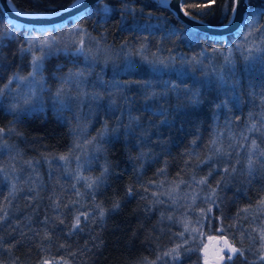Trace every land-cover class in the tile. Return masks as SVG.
<instances>
[{
	"label": "trees",
	"instance_id": "16d2710c",
	"mask_svg": "<svg viewBox=\"0 0 264 264\" xmlns=\"http://www.w3.org/2000/svg\"><path fill=\"white\" fill-rule=\"evenodd\" d=\"M12 1L18 9L32 13L59 9L72 2V0ZM197 2H203V0H188L189 4ZM103 3L114 9L110 15L104 16L97 11L96 7H92L90 11L93 14H89L87 9L77 19L81 28L88 34L84 37L85 47L92 48V55L96 57V62L93 64L91 61H86L83 56L77 59L70 53H60L49 57L44 62L42 72L47 86H49V78L59 80L68 73L69 69L75 71L77 68L87 73L85 76L88 77L86 84H92L99 78L106 84L115 82L122 85L119 89H110V92L113 90L111 100L115 101L114 107H110L109 94L104 93L101 101L102 107L82 103L83 112H72L70 117L62 115L59 108L47 103L42 104V107H36L30 112L20 113L19 116H16L10 113L3 101L0 100V114L10 118L9 122L0 123V128L14 127L16 129L15 132L7 134L5 142L9 144L11 150H18L22 156L34 163L33 173L36 177L34 184L30 187L33 190L29 191V188L22 197L20 196L22 200L25 197L29 199V205L23 212L12 213L3 209L0 211V215L7 213V218L0 223V264H13L14 261L15 264H41V261L45 259L50 264H65V262L66 264H138L145 257L150 261L155 260L157 246H159V252L162 253L181 242L178 233L183 231V226L178 221L182 218L185 207L192 203L185 199L177 201L176 205L171 206L173 211H165L166 216L173 215L177 222L166 219L161 222L159 211H153L147 215L143 212L142 206L147 201L142 200L141 197L147 196L151 199L152 193L156 192L160 199L166 201L164 205L159 206L161 209H166L171 205L168 196L161 195L163 189L157 188L156 185L165 181L173 182L171 185L176 186L180 179H173L169 177L170 174L176 169H184L183 167L187 165L189 160H195V164H197L212 155V153L207 155L203 151L198 152L199 147H201L202 142L205 144L210 139L213 130L220 131L221 126L224 125L221 120L224 114H231V111L237 110L234 96L243 98L244 103L239 111L242 118H245L244 120H247L246 116L250 115L251 109H254V115L259 109L264 108V104H262L264 101V65L260 68V61L255 60L252 65L255 68H251V74L248 75L249 68L243 56L239 51H235L233 54L234 72L233 70L229 71V67L226 66L228 69L226 83L230 86L228 93L223 94L222 85L217 79L220 76L219 64V67L217 66L212 74L213 84L216 85L215 92L209 90V93H201V98H205L206 95L208 100L202 110L196 105L194 108L183 107L177 111V105L183 104V91L179 93L180 100L177 99V93L171 92L169 98L166 99L159 97L155 100L149 99L148 103L141 109L139 99L144 94L143 91L142 93L139 92L141 89L138 86L144 80H149V78L155 80L154 77L156 76L164 77L179 85L181 89L185 86L195 88L198 84L193 81L192 73H202V67L200 64H182L181 58L190 60L194 56L198 57V54L203 50L209 51L213 46L217 48V51L211 53V56L215 55L220 60L221 56L218 49L224 46L221 41L211 39L181 23L169 10L162 8L158 4L159 1L131 0V6L135 8L136 14L123 17L120 13V0H103ZM222 4L223 0H217L211 9L206 10L212 14L201 18L214 24H221L223 20ZM251 4L257 13L264 10V0H251ZM102 6L100 5V7ZM188 10L193 13L200 11L196 8H189ZM257 19L260 24H264V16H258ZM70 22L67 24L70 25ZM8 27L6 16L0 9V29L6 30ZM14 35V40L7 39L3 46H0V71L6 69L10 75L16 73L22 64V60H25L27 56L19 50L20 45L24 42L23 33L15 31ZM232 36L227 37L229 44H231ZM90 38L91 44L89 43ZM96 40L100 41V48L105 51H96ZM122 45H126V47L122 49ZM140 48L151 53L156 52L161 59L166 61L170 56L175 57V63L171 68L160 73H153L142 65V71L139 68L126 71L120 68L118 63H115V57L120 59L121 56L129 53L135 57V50ZM5 54L9 62L6 66L1 61V55ZM106 60L107 62H105ZM74 61L76 62L74 63ZM27 63L25 62V64ZM184 70H187L188 73H185ZM248 78L249 80L246 81ZM122 97H126L127 102ZM253 100H255L254 103L251 102ZM223 101L227 102L226 106L219 108L215 106ZM249 103H252L251 106L248 105ZM145 108L148 110L146 111ZM161 109L168 113L167 124L161 123L165 119L163 116L157 115L154 116L157 118L151 119V115ZM129 110L133 116L143 114L142 117L140 116L141 123L148 129V139L150 140V143L143 147V151L148 153V156L142 160L135 159L141 148L136 146L137 142H129L131 138H126L123 135L120 136L119 140L105 143L103 146L105 151L103 152L94 150L95 142L89 144L88 155H84L85 161L89 163L88 166L94 165L93 167L96 169L92 171L94 176H99L105 158L114 165L112 170L114 174L110 175L107 184L96 192L95 202H103L104 207L108 208L111 207L114 199H118L121 207L106 217L102 228L97 224L85 222L81 216V227L85 230L70 235L73 217L81 211L91 213L94 201L91 193L84 194L81 200L77 199L76 192L78 189L71 186L67 179H64L63 183H55L54 180L56 179L50 174L46 162L49 159L54 160L52 159L54 155L67 154L70 148H74L75 143H83V134L90 135L92 138L97 136L103 127L108 112L112 116V122L108 124L110 128L116 126L117 120L120 118L123 119L124 123H127ZM63 112L70 111L64 109ZM20 117L23 119L22 121L15 120ZM81 117H83L82 120H73ZM76 122L83 123L80 129ZM23 124L25 129L21 127ZM155 138L159 140L158 152L152 149L151 141ZM193 140L196 141L194 145L192 144ZM186 152L193 153V155H186ZM45 157L48 159L46 160ZM1 166L6 165L2 163ZM220 168L222 166L213 167L215 171H219ZM160 169H165L164 175H158ZM204 171L202 170L200 174H206ZM182 179L186 183L181 184V187H187L190 183L194 185L189 176ZM69 180L72 181L70 178ZM129 186L133 188L134 195L132 197H128L126 194ZM153 186L154 191L150 189ZM220 186L221 183L219 182L218 188ZM201 189L206 190V185L205 187L202 185ZM236 190L234 189L228 194L234 197L232 200L233 208L228 211V214L223 213L225 211H223V207L227 205L224 200L216 199L213 217L210 220H203V231L207 235L203 234L202 238L205 239L214 234L219 223L222 222L228 234L227 237L235 242L237 247L245 249V256L251 262L259 254L257 252L260 244L259 239L253 243L248 239L250 233H245L244 242L240 244V233L229 226L236 223L241 229L239 219L244 218L241 209L248 208L251 209L248 217L250 214L256 217L254 224L256 228L258 215L255 214V209L258 198L264 196V192L259 189L256 182L251 183L247 193L251 194L254 191L253 196H251L253 200L249 204H244L238 199L241 196L234 195L238 193ZM0 193L5 198L8 196L19 197L21 194L12 191L6 193L4 186H0ZM49 197H59L60 208L58 213L51 206L52 200ZM203 198L205 197L201 198L202 201L198 198L194 202L188 218L196 220L201 217V211H197V208L204 209L206 212L207 204H204L205 199ZM209 203L211 204V202ZM66 204L68 207H64ZM181 205L185 207H181ZM217 205L219 206L217 207ZM237 213L240 215L237 216ZM46 215L54 222H50L45 227L39 222L43 221ZM28 218H31V223H29ZM61 218H64L63 224L60 223ZM253 220L251 217V221ZM16 225H20V227L16 228ZM252 230L251 224V236L256 237L257 233ZM21 231L24 235H21ZM36 231L40 232L39 236L35 235ZM45 231L51 233V240L44 238ZM92 235H98L99 239L103 241L98 249L92 247ZM234 237L235 240L233 241ZM185 238L188 239V244L185 247L191 248L192 251L182 255L180 264H201L199 255L202 248L201 236L198 240L193 241L185 233ZM85 242L88 243V248L91 251H83ZM249 248L251 251H248ZM158 264H164V261H160ZM232 264H244V261L238 256Z\"/></svg>",
	"mask_w": 264,
	"mask_h": 264
},
{
	"label": "snow or ice",
	"instance_id": "6c2138e0",
	"mask_svg": "<svg viewBox=\"0 0 264 264\" xmlns=\"http://www.w3.org/2000/svg\"><path fill=\"white\" fill-rule=\"evenodd\" d=\"M176 4L178 5V13H183V16L188 17L189 19L196 20L198 16H208L212 13L210 11H206L212 8L213 5L216 4L217 0H203V2H197L193 4H189L188 0H175ZM85 3V0H72L69 7L64 9V11H68L72 8H78L82 4ZM121 8L120 13L121 16L125 15H135L136 10L134 7L131 6V0H120ZM172 0H159V4L162 8H167L171 5ZM100 5H103L100 7ZM92 7H96L97 11L102 13L104 16L110 15V13L114 10L110 5L103 3V0H95V5L89 6V14H93L90 9ZM189 8H196L200 11L198 12H190ZM243 8V11H241V23L240 28L242 31L239 32V37H242V39H239L238 42L233 44L231 47L226 48L225 51L220 52L219 55L223 58L224 64L229 67V71H231L234 67V60H233V54L235 51H239L240 54L243 56L245 60H252V59H259L262 62H264V24H260L259 20L257 19L258 16H264V10H261L259 13L253 9V6L251 4V0H223L222 4V14H223V20L221 22V26L225 29L230 28L234 23H236V15L238 9ZM21 15L23 16H32V12H22ZM151 15V13H149ZM247 17V18H245ZM223 21H227V23H223ZM203 22V21H200ZM7 24L9 27L6 30L0 29V46H3V43L7 39H15V31H20L21 29L24 30V35L26 37L25 43L21 44L19 47V50L22 54H28L30 55L31 59L29 61V66L31 68V71L28 73V76L22 77L19 73H13V75L9 78L8 82L3 86L0 87V99H3L6 95L10 96L14 103L9 105L8 111L16 116H19V114L25 110V106L31 104V96L34 95V93L31 91V87L29 88V91L27 93H21L19 91L20 84L24 83L25 81H29L31 84H37L40 83L36 80V77L39 75L41 77V80L43 79V72L42 68L44 65V62L51 56L64 53V54H71L75 56L77 59L79 57L83 56L86 61H91V63L96 62V57L92 55V48L85 47V41L84 37L88 35L84 29L80 28L79 24L77 23L76 28L69 30V36L71 37L69 40H63L60 38H57L55 35H44L45 32H53L58 31L59 29H43L39 30L40 35L34 36L32 35L33 32H37L38 30L35 28H31L27 25L18 24L15 23L12 20L7 21ZM174 34V33H173ZM40 36L43 38L41 39ZM79 37V40L75 37ZM89 43L91 44V38L89 40ZM227 43V42H226ZM96 45V51L101 52L105 51L104 49L100 48V41H95ZM126 47V45H122L121 48L123 49ZM217 51V50H213ZM144 52L143 48L136 49L135 54L140 55L141 59L149 64L150 69L153 73H160L165 71V69H169L173 66L175 63V57H169L168 60L164 59H151L147 56L142 55ZM154 55V54H153ZM132 53H129L126 57V67L128 69H132L135 67L134 62L131 59ZM204 53L201 52L199 57H192L190 60H185L183 57L181 58V63H191V64H199L201 63L200 57H203ZM76 61H74L75 63ZM107 62V60L105 61ZM218 81L221 84H225V75L221 74L218 76ZM61 80V87L58 88L53 96V99L55 103L60 105V108H70L71 101L73 97L66 95L65 89L63 87L64 84H75L76 85V96L75 101L77 104L82 103H89L90 105L95 104L97 107H102L101 101L103 100L104 93H108L110 100L109 104L110 107L115 106V101L111 100V92L110 89H119L122 87V85H119L115 82H112L111 84H106L103 80L97 79V83L95 85H92V90L88 91L85 90L83 85L86 83V77H85V71L77 68L75 71L72 69H69L68 73L60 78ZM13 82H17V91L15 92V95H13V89L11 88V85ZM97 85L99 88H101L103 91H96ZM157 87H161V91H157ZM142 89L144 95L148 99L155 100L156 98H164L166 99L168 97V94L171 92L177 93V99L180 100L181 97L179 93L183 91V104H178L176 110L179 111L183 107H195L196 105H199L201 103V93L199 89L192 88L185 86L183 89L177 84H175L172 81H166L163 83V85H154L149 80H144L142 83ZM63 97V98H62ZM125 99V102H127L126 97H122ZM227 102L223 101L220 104H216L215 106L217 108L226 106ZM147 111L148 109L145 108ZM91 111V109H90ZM123 115V114H122ZM153 115L163 116L165 117L164 120L161 121V123L167 124V115L168 113L166 110L161 109L159 112L153 113ZM121 129L123 130L121 132ZM16 129L14 127H9L7 129L0 128V142L2 143L3 147H7V144L5 142L6 136L8 133L15 132ZM249 133L252 132H264V119H261L258 122H252L250 127L247 129ZM123 135L126 138H131L129 142H137L136 146L141 148V151L138 153V155L135 157L137 160H142L146 156H148V153L143 151V147L148 145L150 143V140L148 139V129L144 127V125L141 123V117L140 116H133L131 114V111L128 112V122L124 123L123 119L120 118L117 120L116 126L109 127L107 122H104L103 127L100 132L97 133V136L93 137L92 140H89L88 143L92 144L95 142L96 147L95 151L97 152H103L104 144L105 143H111L115 140H119L120 136ZM244 139L247 141L249 140V137L247 135L244 136ZM196 143L195 140L192 141V144L194 145ZM210 144L213 146L214 154L216 155H230V153H225L223 151L222 145L218 146V142L216 139H213L210 141ZM81 145L77 143L75 145V148H80ZM75 148H70L68 153L65 155H59V156H53L52 159L54 160H61L67 162L70 157H72V153L74 152ZM186 155L192 156L193 153L186 152ZM47 160L48 158L45 157ZM76 160H79V157H75ZM212 160L211 156H208L206 159L201 161V163H205L209 165L210 171L208 172V176H211L213 174V171L215 169L211 168L210 161ZM31 163V162H29ZM187 163V162H186ZM239 163V161H237ZM264 168V150L260 149L259 144L257 143L256 138H252L249 144V152L247 157V163H246V171L247 175L250 178H255L256 173L258 172V167ZM114 165L110 161L105 158L104 164L101 166V171L99 176L96 177H85L84 175L77 173L75 176V179L77 182L84 181L85 186L87 189L91 190L92 199L94 201L93 210L91 213L81 211L79 214L75 215L73 217V222L70 225V231L69 234H74L78 232H82L85 229L81 227V216H83L84 221L88 223L97 224L101 228L103 227L106 217L110 214L115 213L118 211L121 207V203L118 199H114L112 201L111 207L105 208L103 205V202H95V195L96 192H98L102 187H104L107 184V179L110 175L113 173ZM13 171H15V168L13 167ZM224 173H229L228 168L223 169ZM4 169L3 167H0V173H3ZM232 173L236 172V168L233 166L231 169ZM165 169H160L158 172V175H164ZM5 179H10L9 177H5ZM17 180H19V177H17ZM192 180L194 182L195 187H199L200 185H206L211 190L208 193V195L205 197V202H211L216 203L217 193L215 188H211L210 185H208V178L207 176L197 180L195 176L192 177ZM163 181H161L159 184H157V188H163ZM186 182L181 179L179 181V184L176 185V188H179L180 184H185ZM219 186V182L217 183V187ZM75 187V185H73ZM17 184L11 183V191L14 193L16 192ZM33 189H29V191H32ZM147 191V189H145ZM128 197H132L134 195L133 188L129 186L127 188L126 192ZM167 195L169 198V201L171 202V205L166 209H161L159 206L164 205L166 201L159 198L156 192L152 193V198L150 199L147 196H142L141 199L147 201L142 206L143 212L147 215L152 213L153 211H159L160 212V220L161 222L163 220H168L171 222H177L176 218L173 215H165V211L171 212L173 211V207L177 204V199L175 196L172 195V191H169L168 193H161V195ZM76 195L79 196V191L76 192ZM197 197L194 195L192 196V204L187 205L186 207L184 205H181V207H185V212L182 215V218L178 221L183 226V231L178 233V235L181 238L180 243H176L174 247H171L167 249L166 251H163L162 253L159 252V246H157V255L155 260H148L147 257H145L142 261L138 262V264H158L160 261H164V264H180L182 255L187 254L188 252L192 251L191 248L185 247V245L188 244V239L185 238V233L188 234V237L196 241L200 238L201 235H203V220L204 219H211V216L209 215L211 213V208L207 210V213H205L204 209H201V217L196 220H191L188 218L189 211L192 208V205L195 202V199ZM50 200H52V207L53 209L58 213V210L60 208V202L59 197H49ZM78 202V201H77ZM219 205H217L218 207ZM64 207H68V205H64ZM257 210L261 213H264V196H261L258 198V204H257ZM241 212L245 214L244 218L247 219L249 209H241ZM240 213H237V216H239ZM7 218V213L5 212L3 215H0V223H2ZM29 219V223H31V218ZM253 219L255 220L256 217L254 216ZM54 222L52 221L47 215L44 217L43 221H40L39 223H42L45 225V227L50 223ZM60 223H64V218L60 219ZM264 223V221H262ZM87 226V224H86ZM20 225H16V228H19ZM229 227L235 228L237 225L233 223ZM15 230V229H13ZM31 230V228H29ZM253 232L257 233L256 237L248 235V239H250L253 243H255L256 239H259L260 244L257 249L258 255L255 256V259L251 262L248 261V258L245 256V249L243 247H237L235 242L229 241L227 239V232L225 230V227L223 226V223L221 222V227L217 229V234L222 235L223 242L222 246L218 248V250L215 252L214 255L211 257L209 256L207 252V245H203V247L200 249L203 252V264H225V253H227V262L228 264H232L234 261V258L239 256L243 259L244 264H264V227L259 228H253ZM21 235H24L23 231H21ZM35 235L39 236L40 232L36 231ZM44 238L47 240H51V233L48 231L44 232ZM245 239V232H240V240L239 243L243 244ZM93 248H99L103 241L99 239L98 235H92ZM235 240V237L233 238V241ZM63 247V245H61ZM83 251H91V249L88 248V243L85 242V247ZM248 251H251V248L248 249ZM167 258V259H165ZM15 264V261L13 262ZM41 264H50L48 260H42ZM66 264V262H65Z\"/></svg>",
	"mask_w": 264,
	"mask_h": 264
},
{
	"label": "rangeland",
	"instance_id": "374dc122",
	"mask_svg": "<svg viewBox=\"0 0 264 264\" xmlns=\"http://www.w3.org/2000/svg\"><path fill=\"white\" fill-rule=\"evenodd\" d=\"M159 1V0H156ZM247 18V17H246ZM68 23V22H67ZM63 24L61 26H57V27H51L49 29H59L58 31H53V32H45L44 35H55L57 38L63 39V40H69L71 37L69 36V30L70 29H74L76 28L77 25V20L71 21L70 25L69 24ZM79 24V23H78ZM80 28L81 25L79 24ZM37 32H33L32 35L34 36H39L40 32L39 30L41 29H37ZM240 31H242V29H240ZM237 32V34L233 35L231 38V44H229V41L227 40V38L225 39H218L219 41H221V44H223L224 47H222L221 49H218L219 52H223L225 51L226 48L231 47L233 44L238 42V37H239V32ZM21 33H23L24 35V30L21 29L20 30ZM24 38V42L25 43V35L23 36ZM40 38L42 39L43 37L40 36ZM77 39V41L79 40V37H75ZM239 39H242V37H239ZM167 42H170L169 40H167ZM227 42V43H226ZM217 50V48L215 47H211V49L209 51L203 50L201 52L204 53L203 57H200L201 59V63H199L202 67V73H192V78L194 82H196L198 85L195 87L196 89H199L200 93H209V90H214L215 92V84H213V79H212V74L214 73L213 71H215V68L220 64V72L219 74H224L225 75V80L227 79L226 77H228V69H226V65L224 64V60L221 57V59L219 60V58L215 55L211 56V53H213V50ZM201 52L198 54V57L200 56ZM154 54V55H153ZM26 61L22 60V64L21 66L17 69L16 73H19L22 77H26L28 76V73L31 71V68L29 66V61L31 59L30 55L26 54ZM142 55L147 56L149 58V60L151 59H156L159 58L161 59L160 55H158L156 52H149V51H144L142 53ZM25 56V55H23ZM127 55H123L120 57V59H117V57L114 58L115 63H118L119 67L122 69L127 70H131L128 69L126 67V60L125 57ZM7 55H1V61L3 62V65L6 66L7 64H9L8 59L6 58ZM135 58V60H134ZM132 61L135 64L134 68H139L140 70L143 69L142 66L150 69V66L148 63H146L145 61H143L141 59L140 55H136L135 57L131 56ZM233 60H234V55H233ZM245 60V59H244ZM255 60H259V59H252V60H245L246 65L249 68V71L247 72V74H251V68H253L254 66L253 63L255 62ZM260 61V68L263 67L264 62ZM25 62H28L27 64H25ZM198 64V65H199ZM142 65V66H141ZM198 67V66H197ZM190 68V66H189ZM255 68V67H254ZM133 69V68H132ZM82 70V69H81ZM151 70V69H150ZM234 72V69H232ZM142 71V70H141ZM185 73H188L187 70H184ZM8 71L5 70H1L0 71V87H3L9 80V78L12 76L10 74L7 73ZM192 72V71H191ZM87 75V73L85 72V76ZM247 75V76H248ZM155 80L153 78H149V81H151L153 84L155 82V85H163L164 82L168 81V78H164V77H154ZM251 78V77H250ZM36 80L39 81L40 83L37 84H31L29 83V81H25L24 83L20 84L19 87V91L23 94V93H27L29 91V88L31 87V91L34 93V95L31 96V104L26 105L25 106V110H23L21 112H30L31 110H34L36 107H42V104H52L55 105L56 108H59L61 111V114L67 117H70V115L72 114V112H83L82 110V105L81 104H77L75 101V96H76V85L75 84H64L63 87L65 89V93L68 96L73 97L71 103L70 108H60V105L55 103L53 96L56 92V90L58 88H60L61 85V80L57 79L54 80L52 78H49L48 83L49 86H47L45 84V80L42 79L41 77L38 75L36 77ZM139 80H142L141 78H139ZM248 79H246V81H248ZM88 81V77L86 78V82ZM97 83V81H95L92 84H86L83 85V87L85 88V90L91 91L92 90V85H95ZM222 85V92L223 94H227L230 86L225 83V84H221ZM140 86V87H139ZM138 86L139 92L142 93L143 89H142V84H140ZM11 88L13 89V95H15V92L17 91V82H13V84L11 85ZM162 90L161 87H157V91ZM97 90H101V88H99V86L97 85L96 87V91ZM113 91V90H112ZM111 91V92H112ZM144 94V93H143ZM63 98V97H62ZM137 97L135 96V99ZM169 98V94L168 97ZM235 99V107L237 108V110H233L231 111V114H224L223 117H217V118H221V120L224 122V125L221 126L222 128L220 129V131L216 132V130H213L210 139H208L205 144L202 142L201 143V147H199L198 152L203 151L204 153L206 152L207 155L208 153H212L211 157L212 160L210 161L211 163V168L213 169L214 166H222V168L219 169V171H213V174L211 176H208V172L210 171L209 165L205 164V163H197L195 164V160H189L187 165H185L182 170H175L172 174L169 175V177L173 178V179H182L185 176H189L192 180V177L195 176V178L198 180L202 177L207 176L208 178V185L211 186V188H215L216 189V193H217V197L218 199H221L222 201L224 200V202L228 205H225L223 207V213L228 214L231 208H233L232 205V200L234 197L228 195L229 192H233L234 189H237L236 191L238 193H235V196H241V198H238L239 201H241L244 204H249L251 202V200H253V198H251V196H253L254 191L251 192V194L247 193L248 192V188L249 186H251V183L256 182V184L259 186V189H261L262 192H264V168H260L259 165H257L258 167V172L255 175V178H250L247 175V171H246V163H247V157H248V152H249V144L252 138H256L257 139V143L260 146L261 150H264V132H252L249 133L247 131V129L250 127L252 122H258L261 119H264V108L263 109H259L258 112H256L253 115L254 109H251L250 115L246 116L247 120H244L245 118H242L241 116V112L239 111L242 104L244 103L243 98L242 97H236L234 96ZM3 101V103L6 105L7 109L9 108V105H11L12 103H14L13 99L10 96H5L3 99H0ZM148 98L143 95L140 97L139 99V104H140V108L143 109V107L148 103ZM255 100L251 101L252 103H254ZM208 100L206 99V95L205 98H201V103L198 105L199 109L202 110L204 108L205 103H207ZM87 103V102H85ZM252 103H249L248 105L251 106ZM262 104H264V101L262 102ZM230 105V104H228ZM64 109H67L70 112H63ZM125 110V109H124ZM143 114H140V116L142 117ZM221 115V114H220ZM60 116V113H59ZM152 118H157L154 116L157 115H151ZM112 116H110V113L108 112L107 116L105 117V122H107L108 124L112 122ZM83 117L81 118H74L73 120H82ZM15 120L18 121H22L23 119L17 118ZM10 121V118H6L4 116H2L0 114V123H7ZM76 124H78V128L80 129L83 123L80 122H76ZM156 124H158V122H156ZM14 126V124H13ZM23 126H25L24 124L21 125V127L23 128ZM25 129V128H23ZM78 129V131H79ZM80 132V131H79ZM247 135L249 137V140H245L244 136ZM85 136V137H84ZM157 137V136H156ZM83 139V143H79L81 145L80 148H75V145L77 143L74 144V152L72 153V157L69 158V160L67 162L65 161H61V160H47V166L50 170V174L52 175V177H54L56 180H54L55 183L60 184L64 182V179H67L69 181V184L71 186L75 185V187L78 189L80 195L77 196V199L81 200L82 196L86 193H91V190L87 189L85 186L84 181L81 182H77V180L75 179V176L77 173H80L82 175H84L85 177H96L93 175V172L95 169V167L92 166H88L89 163L87 161H85V155H88V150L90 149V145L88 143L89 140H92V137L90 135H82ZM216 139L218 142V146L222 145L223 151L225 153H230V155H216L214 154L213 151V146L210 144V141ZM242 141V142H241ZM3 142H0V167H3L4 172L0 173V186H4L6 193H8L9 191H11V183H16L17 184V193H21L19 195V197H11L8 196L5 198L4 195H2L0 193V211L1 209L7 211V212H12V213H21L23 212L29 205V199L28 198H24L23 200L21 199V197L23 196V193L29 189L35 182L36 177L33 173L34 170V163L30 160H28L27 158H25L24 156H22L18 150L14 151L11 150L9 147V144H7V147H3L2 146ZM152 143V149L155 152H158V147H159V140L157 138L153 139L151 141ZM92 149H94L92 147ZM85 152V153H84ZM85 154V155H84ZM79 157V160H76L75 157ZM237 161H239V163H237ZM31 162V163H29ZM4 163L6 166H1V164ZM87 163V165H86ZM233 166L236 168V172L232 173L231 169L233 168ZM13 167L15 168V171H13ZM224 168H228L229 169V173H224L223 169ZM202 170L206 171V174H200L202 173ZM182 171H185L184 173ZM204 171V172H205ZM183 173V174H182ZM205 175V176H204ZM9 177L10 179H5V177ZM17 177H19V180H17ZM72 179L71 180H69ZM163 191H161V193H168L169 191H172V195L176 197L177 201H182V199L188 200V202L190 201V203H192V196H196L197 198L195 199V201L199 198L201 199L202 197H206L208 195V193L210 192V188L208 186H206V190H202L200 185L199 187H195V185H193V183L188 184L187 187H181V184L179 185V188H176L175 185H171V183L173 182H165L163 181ZM175 182V181H174ZM220 182L221 186L220 188L217 187V183ZM177 184H179V182H177ZM213 185H215L213 187ZM205 187V185H204ZM150 189L152 191L155 190L154 186L150 187ZM21 196V197H20ZM164 197H166L165 195H162ZM10 197V198H9ZM205 199V198H203ZM202 201V199H201ZM204 204H207L206 206V212L209 208H211V213L209 214L211 217H213V208H214V203L212 204H208V202H204ZM226 207V208H225ZM197 211H200V208H197ZM251 211V209L249 210V212ZM231 213V212H230ZM242 213V212H241ZM242 217L245 216L244 213H242ZM255 214L258 215V224L256 228L259 227H264V223H262V221H264V213H261L257 210V208L255 209ZM255 215L251 216V214L249 215V217H247V219L245 218H241L239 219V222L241 223V229L244 230V232L246 234H248L251 230V224H252V229L255 228L254 224H255V220L251 221V217H254ZM219 218V217H218ZM190 219V217H189ZM192 220V219H191ZM205 220V219H204ZM220 221V219H219ZM236 224V223H235ZM237 225V224H236ZM221 227V224L219 223L218 228ZM233 230L238 229V226L235 228H232ZM203 233L205 235H207L204 231ZM212 236H207L205 239L202 238L201 235V245L203 247V245L207 244V239L212 238ZM201 252V258H203V252Z\"/></svg>",
	"mask_w": 264,
	"mask_h": 264
},
{
	"label": "water",
	"instance_id": "95a60500",
	"mask_svg": "<svg viewBox=\"0 0 264 264\" xmlns=\"http://www.w3.org/2000/svg\"><path fill=\"white\" fill-rule=\"evenodd\" d=\"M94 4L95 0H85V3L82 4L80 7L64 11V9L69 7V3L68 5L59 9L36 13L34 12L33 15L30 17L21 15V13L25 11L18 9L12 0H0V9L5 14L7 21L12 20L18 24H23L31 28L43 30L49 29L51 27L61 26L67 23L68 21L76 20L77 18L81 17L87 9H89L90 5ZM166 9L169 10L181 23L190 27L193 30L199 31L207 35L211 39H225L229 35L237 34V32L241 29L240 13L241 11H243V8L238 9L236 15V23H234L228 29L222 27L221 24H214L209 21H206L205 19L199 16L196 20H192L188 17L183 16V13H178V5L176 4L175 0H172L171 5ZM224 23L226 24L227 21H225ZM218 242L219 238H215L210 242L209 246L207 247V250L209 251L211 256L215 254V248Z\"/></svg>",
	"mask_w": 264,
	"mask_h": 264
},
{
	"label": "flooded vegetation",
	"instance_id": "af4514ba",
	"mask_svg": "<svg viewBox=\"0 0 264 264\" xmlns=\"http://www.w3.org/2000/svg\"><path fill=\"white\" fill-rule=\"evenodd\" d=\"M242 230L241 229H236V232L237 233H240ZM217 229H216V231H215V233L214 234H211L210 236H212L213 235V237L212 238H209V239H207V246H209V244H210V242L213 240V239H215V238H219V242L217 243V246H216V248H215V252L218 250V248L220 247V246H222V242H223V236L222 235H218L217 233ZM250 235H251V230H250ZM227 239H229L228 237H227ZM229 241H231L230 239H229ZM207 252H208V254H209V256L211 257V255H210V253H209V251L207 250ZM199 255H200V263L201 264H203V258H201V252L199 253ZM238 257V256H237ZM237 257L236 258H234V261L237 259ZM233 261V262H234ZM227 262V253H225V263Z\"/></svg>",
	"mask_w": 264,
	"mask_h": 264
}]
</instances>
